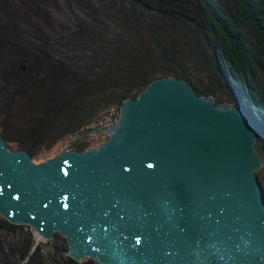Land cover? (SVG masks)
<instances>
[{
    "label": "water",
    "instance_id": "obj_1",
    "mask_svg": "<svg viewBox=\"0 0 264 264\" xmlns=\"http://www.w3.org/2000/svg\"><path fill=\"white\" fill-rule=\"evenodd\" d=\"M175 77L126 99L107 139L42 163L0 135V216L98 264H264L263 159L245 108Z\"/></svg>",
    "mask_w": 264,
    "mask_h": 264
},
{
    "label": "trees",
    "instance_id": "obj_2",
    "mask_svg": "<svg viewBox=\"0 0 264 264\" xmlns=\"http://www.w3.org/2000/svg\"><path fill=\"white\" fill-rule=\"evenodd\" d=\"M62 1L82 15L72 11L75 33L86 36L78 66L51 55L50 35L57 23L51 8L58 11L59 0H0V13L13 33L24 28L26 43L15 49L25 78L19 83L25 106L0 121L10 150L26 151L35 162L39 149L65 137L74 151L83 152L90 145L77 136L96 129L92 123L102 114L114 108L117 115L102 122L115 123L126 99H136L154 80L175 77L216 105L245 108L263 159L256 176L264 194V88L259 81L264 84V0H100L102 13L83 0ZM2 92L1 86L0 104L2 98L12 103L15 94L3 97ZM10 121L20 127L12 128ZM9 231L17 237L0 241V264H79L65 256L67 248L53 253L50 241L35 245L28 226L0 216V235Z\"/></svg>",
    "mask_w": 264,
    "mask_h": 264
},
{
    "label": "rangeland",
    "instance_id": "obj_3",
    "mask_svg": "<svg viewBox=\"0 0 264 264\" xmlns=\"http://www.w3.org/2000/svg\"><path fill=\"white\" fill-rule=\"evenodd\" d=\"M83 1L87 5H89L91 9L97 11L98 13H102L104 7L102 2L100 3V0H83ZM150 1L152 4H155L152 0ZM57 6L59 8L58 11H56L53 7L51 8L52 17H54V19L57 22L54 25L55 30L52 31L50 35L53 42V44L51 45L53 48V50L51 51V55L66 63H73L72 65L75 64L76 66L81 65L82 63L80 61L85 53V51L83 50L86 45V40H85L86 36L84 37L82 33H75L77 30L74 29L71 24H72V11L75 14H77V16L79 17H82V15L76 10V7L71 8V6L66 5V3L62 0H59ZM97 17L101 18L102 16L100 14L97 15ZM8 23L9 22H7V20L5 19L4 14L0 13V24L6 27V34L0 36V87L1 86L3 87V92H2L3 97L8 93H12L15 95L12 99L13 101L11 100L12 103L9 102L8 104H6V101L3 102L4 98L1 99L2 103L0 104V121L4 119V116L8 115L9 113L15 112V110L17 109L22 110L21 106L22 108L25 106V99H24L25 97L21 93V88H19V83L22 81V78L24 80L25 78L23 77V74H21L17 69L18 62L20 60L17 59L18 55L15 54L16 47L26 44L25 38L22 35L24 28L22 27V29H20L21 26H18L17 27L18 29L17 28L14 29V33H13V31L10 28L11 26ZM20 37L23 38V42L18 41ZM200 75L204 76L203 73H200ZM259 81L261 86L264 88V84L262 83L261 78H259ZM18 106L20 108H18ZM110 115L111 118L117 115V112L114 108L102 114V116L99 117L96 122L92 123V126L96 127V129H98L97 128L98 126H103L104 127L103 130H100V128L98 130L104 132L107 129L108 125L111 123H109L110 121H107L108 123L104 124L102 122V119ZM10 126L15 129L20 127L19 122H14V121H10ZM84 137L85 139L81 141L82 144L86 145V147L87 145H90V147L93 148H95L99 143H101L104 139L107 138L105 134H98V133H89ZM7 147L10 149L11 145L8 144ZM62 151H66V152L74 151L72 149L71 141L69 139H65V137L58 138L54 142V144L47 145L44 146L42 149H39L36 158L37 160L34 161L45 162L49 159H53L57 157ZM33 234L35 235V237H37L35 233ZM9 237L16 238L17 234H15L12 237L10 231L8 235L6 232L5 234L2 233L0 235V241L4 240L6 243H8L9 241L11 242V239ZM60 239H62V236L57 234L55 238L49 240L51 244L50 247L51 249L53 248L52 249L53 253H57L56 249L60 250L59 252H61L65 248H67V244L64 242V240L62 239L61 241ZM45 242L48 241L45 240L38 241V243H45ZM62 244L64 245L60 247V245ZM79 264H98V263L95 260L86 257L84 258L82 263Z\"/></svg>",
    "mask_w": 264,
    "mask_h": 264
},
{
    "label": "bare ground",
    "instance_id": "obj_4",
    "mask_svg": "<svg viewBox=\"0 0 264 264\" xmlns=\"http://www.w3.org/2000/svg\"><path fill=\"white\" fill-rule=\"evenodd\" d=\"M62 239H64L63 237H62ZM65 241V240H64Z\"/></svg>",
    "mask_w": 264,
    "mask_h": 264
}]
</instances>
